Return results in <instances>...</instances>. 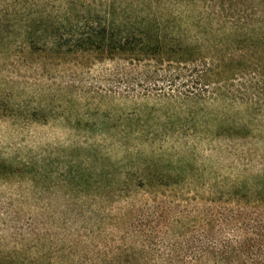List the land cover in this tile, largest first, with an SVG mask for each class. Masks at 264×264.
<instances>
[{
  "label": "trees",
  "instance_id": "obj_1",
  "mask_svg": "<svg viewBox=\"0 0 264 264\" xmlns=\"http://www.w3.org/2000/svg\"><path fill=\"white\" fill-rule=\"evenodd\" d=\"M54 5L47 10L45 0H0V60L8 59L10 69L105 66L112 96L122 89V96L151 97L159 104L147 117L165 118L149 123L132 113L138 120L102 126L121 135L127 192L141 191L146 199L143 216L136 217L134 205L122 215L130 244L101 242L89 264H264V0ZM10 98L0 93V121L20 117L30 124L52 114L46 107L13 106ZM199 132L220 144L221 173L211 174L207 185L185 167L171 173L173 151L161 141ZM41 173L33 162L0 159V181L34 175L37 185ZM81 181L91 184V178ZM24 226L39 246L28 264H52L54 251L42 242L45 223L29 219ZM78 237L75 246L90 235ZM73 248L55 262L73 261ZM87 255L81 250L77 264Z\"/></svg>",
  "mask_w": 264,
  "mask_h": 264
},
{
  "label": "rangeland",
  "instance_id": "obj_2",
  "mask_svg": "<svg viewBox=\"0 0 264 264\" xmlns=\"http://www.w3.org/2000/svg\"><path fill=\"white\" fill-rule=\"evenodd\" d=\"M45 2L47 10H52L51 4L59 8L66 0ZM8 63V59L0 60V93L11 95L13 106L25 103L30 109L46 107L52 114L45 121L30 124L20 117L0 121V159L33 162L42 171L37 185L33 183L34 175L0 181V264H20L22 260L28 264L36 258L37 239L24 226L29 219L45 223L42 233L48 236L42 242L54 251L52 264H57L55 258L69 246L74 247L71 251L75 257L67 264L79 263L77 254L81 250L88 254L82 264H89L101 242L128 246L130 240L123 239L122 215L134 207L136 217L143 216L146 197L141 191L127 192L130 186L124 183L126 160L119 146L121 135L102 126L138 118L163 122L165 118L156 112L147 117L159 102L151 97L139 100L122 96V89L112 96L111 78L102 65L81 70L61 62L46 69H10ZM40 63L48 64L46 60ZM132 113L138 118L129 117ZM161 141L165 149L173 151L169 158L174 167L171 173L185 167L187 172L201 176L205 185L211 174L217 178L221 173L220 144L205 133L162 136ZM99 173L103 177L100 183L96 182ZM81 178H91V184L82 187L86 183H80ZM96 188L99 191L95 192ZM85 234L90 235L88 240L73 245L78 236Z\"/></svg>",
  "mask_w": 264,
  "mask_h": 264
}]
</instances>
